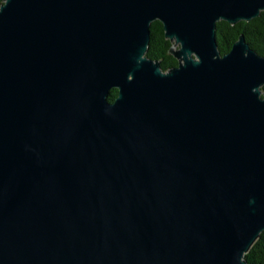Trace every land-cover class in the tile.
Segmentation results:
<instances>
[{
    "label": "water",
    "instance_id": "water-1",
    "mask_svg": "<svg viewBox=\"0 0 264 264\" xmlns=\"http://www.w3.org/2000/svg\"><path fill=\"white\" fill-rule=\"evenodd\" d=\"M264 0H4L0 264H247L264 232ZM162 24L177 66L145 56ZM118 91L114 102L107 98Z\"/></svg>",
    "mask_w": 264,
    "mask_h": 264
},
{
    "label": "trees",
    "instance_id": "trees-1",
    "mask_svg": "<svg viewBox=\"0 0 264 264\" xmlns=\"http://www.w3.org/2000/svg\"><path fill=\"white\" fill-rule=\"evenodd\" d=\"M4 0H0V6ZM244 36L249 47L260 56H264V12L250 22H239L234 26L220 21L215 27V41L221 55L228 53L232 45ZM172 44L165 39L162 24L158 21L150 25V41L145 56L152 61L159 62L161 70L167 72L177 66L176 59L170 54ZM118 91L109 92L107 100L112 103ZM247 264H264V232L260 234L249 252L244 256Z\"/></svg>",
    "mask_w": 264,
    "mask_h": 264
}]
</instances>
